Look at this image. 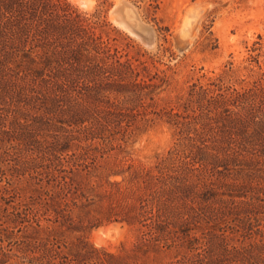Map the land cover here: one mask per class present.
<instances>
[{
	"label": "trees",
	"instance_id": "16d2710c",
	"mask_svg": "<svg viewBox=\"0 0 264 264\" xmlns=\"http://www.w3.org/2000/svg\"><path fill=\"white\" fill-rule=\"evenodd\" d=\"M91 24L67 0H0V217L10 224L38 223L32 210L10 205L13 178L42 177L44 169L52 181L57 173H90L159 88L139 80ZM190 96L192 115L172 109L160 118L175 129L176 143L154 168L114 164L95 177L92 188L125 199V189L137 186L122 215L101 210L110 222L145 228L142 247L181 242L193 252L186 264H264V78L240 91L193 88ZM60 179L63 191L73 186ZM229 232L243 240L231 242ZM53 248L45 250L50 263L75 264ZM94 251L95 264L124 258Z\"/></svg>",
	"mask_w": 264,
	"mask_h": 264
},
{
	"label": "rangeland",
	"instance_id": "374dc122",
	"mask_svg": "<svg viewBox=\"0 0 264 264\" xmlns=\"http://www.w3.org/2000/svg\"><path fill=\"white\" fill-rule=\"evenodd\" d=\"M126 1L132 6L126 16L134 31L141 38L148 30L153 31V45H146L115 21L112 12L119 0H92L89 7L67 0L77 14L93 22L96 36L113 53L137 68L139 80L159 86L156 95L153 100L145 99V107L140 109L144 114L128 136L118 137L116 150L98 158L91 175L79 170L74 174L57 173L59 181L66 177L73 184L69 189L63 191L61 182L52 181L48 174L52 171L46 169L40 171L42 177L12 179L10 189L15 199L9 200L13 203L10 205L19 211L32 210L38 223L13 225L0 217V264H59L60 258L52 263L45 258V250L53 245L56 252L75 260V264H95L89 260L96 254L94 249L124 257L120 261L109 259L107 264H186L192 258L193 252L181 247V242L159 251L142 247L145 228L110 222L103 214L101 207H114L112 218L122 215L126 204L134 200L137 186L126 191L128 185L124 184L128 194L125 199L109 187L105 189L113 191L112 196L91 185H97L95 177L114 164L123 170L129 166L154 168L166 157L175 146L176 132L160 118H166L164 112L172 109L181 114L188 110L192 115L193 88L218 92L221 86L240 91L264 78V0ZM74 152L80 155L77 149L69 153ZM63 169L71 172L69 167ZM122 180L111 178V182ZM6 208L12 211L11 206L4 205ZM228 237L235 244L243 240L231 232ZM99 255L105 259L102 253Z\"/></svg>",
	"mask_w": 264,
	"mask_h": 264
},
{
	"label": "bare ground",
	"instance_id": "6f19581e",
	"mask_svg": "<svg viewBox=\"0 0 264 264\" xmlns=\"http://www.w3.org/2000/svg\"><path fill=\"white\" fill-rule=\"evenodd\" d=\"M75 1L78 2L83 7H89L93 4L92 0H75ZM129 10L132 11V6L130 5V3H128L126 0H119V2L116 4V7H115L114 11L112 12V14H113V16H115V18H116L115 21L120 26L124 27L125 29H128L132 35H135V37L137 36V38H140L141 40H143L139 36V34L134 31V29H133L134 25L127 19L126 14L129 13ZM123 12H124L125 16L122 18L121 16L123 15Z\"/></svg>",
	"mask_w": 264,
	"mask_h": 264
},
{
	"label": "water",
	"instance_id": "95a60500",
	"mask_svg": "<svg viewBox=\"0 0 264 264\" xmlns=\"http://www.w3.org/2000/svg\"><path fill=\"white\" fill-rule=\"evenodd\" d=\"M142 39L146 43V45H152L154 43V33L151 30H148V34L143 36Z\"/></svg>",
	"mask_w": 264,
	"mask_h": 264
}]
</instances>
